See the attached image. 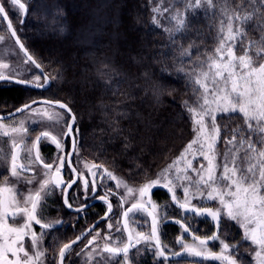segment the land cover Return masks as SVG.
Instances as JSON below:
<instances>
[{"label":"trees","instance_id":"obj_1","mask_svg":"<svg viewBox=\"0 0 264 264\" xmlns=\"http://www.w3.org/2000/svg\"><path fill=\"white\" fill-rule=\"evenodd\" d=\"M22 1L27 6L25 17L10 16L52 82L46 90L21 85L0 89L2 107L37 97L62 100L76 115L79 149L89 153L96 165L135 185L155 177L193 137L188 107H196L202 95L195 83L204 69L200 62L219 46L218 9L188 8L190 0ZM224 1L241 16L240 7L251 2ZM156 8L159 14L153 11ZM171 11L184 15L181 31H175ZM218 120L233 128L243 117L220 114ZM155 191L160 202L168 197L162 188ZM167 224L163 243L169 253L174 232ZM232 228L231 238L224 241L238 245L234 258L254 264L251 244ZM241 251L246 252L243 257ZM163 260L146 255L139 264H177ZM181 262L218 264L194 256Z\"/></svg>","mask_w":264,"mask_h":264},{"label":"snow or ice","instance_id":"obj_2","mask_svg":"<svg viewBox=\"0 0 264 264\" xmlns=\"http://www.w3.org/2000/svg\"><path fill=\"white\" fill-rule=\"evenodd\" d=\"M5 3L14 8L18 7L22 12L26 11V6L21 0H0V20H8V9H6ZM202 4L213 6V0H195V4H192L190 0L187 7L199 8ZM153 11L159 14L160 8ZM164 11H168V9H164ZM224 15L227 22L225 24V21H221L219 46L214 49V53L207 54L206 61L200 62L202 68L206 65L207 70H201L195 80L198 88L203 89V93L198 98L196 107H188V111L193 115L195 137L181 153V157L178 158V160L183 159L185 154L191 152L195 146L196 151L207 162V165L201 164L197 169L193 167L192 161L189 160L187 167L183 170V175L177 169V174L173 176L172 180H169L168 174L176 164V161H174L172 165L162 170L156 180L149 181L139 189L134 190L123 180H119L116 187L123 186L128 193L138 191L140 197H144L163 178L167 181L163 186L173 193L172 200L179 203L175 195L176 185H173V180L177 182L187 180L189 187L183 188L184 203H180V207L186 213L191 212L195 216H210L216 231L211 236L203 238L193 236L191 244L184 242L183 236H181L178 238L177 243L181 244L183 253L188 256L199 257L205 261H216L218 264H238L237 259L232 254L238 252V245H230L220 236L221 223L227 220L235 222L242 229L243 242H248L255 247V264H264V37L258 43L249 41L245 45V31L240 25L247 24L253 18V15L241 16L238 12L229 15L226 9ZM172 19L176 21L175 31H181L185 27L183 14L178 12ZM234 22L238 23H235L234 26ZM154 23H158L155 17ZM7 28L12 36L16 35L10 20ZM0 39H3V37H0ZM17 43H19L18 39ZM20 47L23 49V44H20ZM238 48L241 51L239 55H237ZM187 54L186 51L185 55ZM26 63L35 64L37 68L40 67L30 55ZM2 70H8V74H5V71ZM20 75L19 71L10 69L8 64L0 63V81L41 88L47 85L50 79L45 75L43 82H41L40 76H36L33 80H25L17 78ZM37 103L40 102L32 101L30 104H25L16 109V112L30 111L33 114H39L41 109L33 108V105ZM42 103L52 104V102ZM56 103L59 104L60 108L66 109L71 114V109L66 104ZM230 113L241 114L248 132L259 134L262 139L254 141L250 138L241 137L237 141L236 133L239 132V129L233 130L234 134L231 140L226 141L230 147L223 154V163H220L218 154L215 152V144L220 134V127L216 120L219 114ZM44 115L47 116L48 120H54L57 124L63 119L60 113L48 115L47 112H44ZM3 119V117H0V121ZM75 121V115L71 114V122L65 124L67 130L59 134V137L73 138L74 151L77 144L76 139L73 137ZM24 124V121H20L19 126H12L9 130V126L0 122V136L12 137L13 149L23 148L29 161L28 164L19 163L20 154L18 151H13L10 159V177L16 183L10 184L9 178L6 177L0 184V264H44L46 251L40 247L44 235L43 230L53 228L54 223H42L40 205L43 204L44 199L52 189L60 187L65 194V204L71 208L72 205L68 204L67 192L78 183L82 176V173H79L76 180L68 182L63 181L61 178V170L66 164L71 165L69 157L73 153L58 155L53 163L44 162L39 153L38 144L41 141L50 140L56 145L58 151L63 152V144L57 135H52L49 131L42 132L35 138L32 147H25L24 142L29 139V136L28 128L24 127ZM75 132L78 135L79 129H75ZM16 136L21 138V144L16 143ZM33 149H35V152ZM33 165L42 166V174L45 177H49L53 168H55V174L51 178H46L40 182L39 188L35 192L29 189L28 193L24 194L20 192L18 184L20 181L25 184L33 183L35 176L33 179H26L24 176V173L32 171ZM102 167V165L92 164L89 168L87 163L85 164V168L91 172L93 177H96L98 173L93 172L92 168ZM71 171L77 173L76 168H71ZM188 171L195 172L199 178L193 180L187 175ZM99 175L117 180V177L107 168H103ZM90 185L92 190L95 191L97 187L95 179L91 181L84 179L83 187L86 193ZM179 186L183 187V184H179ZM192 186L195 187L196 192L191 193V196L198 195L203 199L206 191V198L213 201L218 200L220 206L215 210L212 208H198L194 205L190 207L189 188ZM201 189L205 191H201ZM108 195H114V193L109 190L100 199L106 200ZM121 199L123 200V197ZM148 203L152 208V211L148 212V215L151 216V232L147 235L142 232L137 233L138 238L135 239V243H132L133 236L129 233L128 243L124 244L123 247H111L106 243L102 251L113 256L122 254L125 261H127L130 249L136 248L143 242L154 247L158 257L167 258L164 246L158 236V226L161 220L157 212L158 206L150 200ZM140 209L146 210L145 205L133 204L130 209L123 213L125 229H127L126 218L129 212ZM82 210V208L76 209L78 212ZM111 210V204H109V212ZM105 216L107 217L108 213ZM17 220H22L23 223L18 224ZM55 223H59V221ZM177 223L181 222L177 221ZM34 224L39 225L42 229L39 235L33 228ZM112 227L113 225L109 223L108 228L112 229ZM181 227L183 233L190 232L188 225L182 224ZM116 231L119 232L121 229L117 228ZM98 235L99 233H97ZM26 238L28 239V246H26ZM80 239L81 236H78L76 240L64 244L60 248V264H63L68 250ZM95 239L96 237H93V240H89L88 243L92 244ZM105 239L111 238L105 237ZM214 241L219 242L221 246L219 253L213 252L209 248V244ZM93 251H96V249H93ZM181 254V252L173 253L177 256Z\"/></svg>","mask_w":264,"mask_h":264},{"label":"flooded vegetation","instance_id":"obj_3","mask_svg":"<svg viewBox=\"0 0 264 264\" xmlns=\"http://www.w3.org/2000/svg\"><path fill=\"white\" fill-rule=\"evenodd\" d=\"M11 85H18V84H15L12 82H0V89H3L5 87H10ZM29 89H31V88H29ZM31 90H33V89H31ZM37 98H41V97H37ZM34 99H36V98L25 100L24 102H22L18 105H15L12 108H5L4 110H3L2 105L0 103V115L9 113V112L13 111L14 109H16L17 107H19L20 105L27 103V102L34 100ZM39 105L52 106L49 104H37V105H34L33 108L35 106H39ZM53 107H56V106H53ZM56 108H59V107H56ZM59 109H61V108H59ZM61 110H63V109H61ZM63 111L69 116L68 121L62 119L57 124L54 120H48L47 116H45V115H37L36 117L32 116L34 118L33 120L35 122L33 120H31V122L29 121L30 125L28 127H26V128H28V131H31V133L28 135L29 139H27L24 142L25 147H32V144H33V141L35 140V138L38 135H40L42 132H45V131H49V132H51L52 135H57L58 138L61 139V142L63 144V152L58 151L56 145L54 143H52L50 140L39 142V144H38L39 153H40V155L43 158L45 163H53V161L56 160L58 155H67L68 153H71L73 138L72 137H67V138L59 137L60 133L67 130L65 124H66V122L69 123L70 117H71L67 111H65V110H63ZM25 112H27V111H25ZM25 112L14 115L10 118L3 119L0 122H2L4 124L5 122H8L12 119L20 118L23 114H25ZM39 120H43L45 122L48 121V122L45 124V122H40ZM14 126H16V125H14ZM32 127H33V129H32ZM75 129H77L76 122L74 125L73 137L76 139V141H78ZM7 138H9V137H5L3 139L2 145H0V159L2 158V160L0 161V184H2V182L5 180L6 177L9 178L10 184L16 183V181L10 177L11 154L8 153L6 150L7 141H8ZM16 143L21 144L22 141L19 140V141H16ZM8 145L12 146V141H9ZM13 151L19 152V154H20L19 160H18L19 163H24V164L29 163L28 159L25 156L23 148L13 149V150H11V153ZM33 151L35 152V149H33ZM72 153L73 154L69 157V159L71 161V165L69 166L66 164L65 167L61 170V178L65 182H68L70 180H76L77 174L82 173V176L79 179L78 183L75 184L72 187V189H70L67 192L68 204H71L72 207L69 208L65 204V194L62 192L60 187H56V188L52 189L50 191V193L47 195V197L44 199L43 204L40 205V212H41L40 218L42 220V223H54L53 228L43 230L44 235H43L42 241H44V243H46V246L49 247V249H51V251L49 252V256L46 255L48 263L53 262V258L54 259L56 258V257H54L55 254L58 253V250H60V248L64 244H67V243L71 242L72 240L76 239V237L81 236L87 228H89L93 223H95L100 218L104 217L106 213H109V215L106 219L102 220L96 226V228H94L89 233L84 235L82 240L79 243L74 244L68 250V252L65 255V264H67L72 251L77 250L75 252L77 255H80V253H83V255L85 253H89V254L91 253L92 254V252H95V251H93V249H96V251H102V249L104 248V245L106 243L109 244L111 247H123L124 246L123 237L126 239L125 244L128 243V232L131 233L133 236L132 243H135V239H137L138 237L136 236L137 233L135 234V231H133L130 222H131L132 214L138 210H133L132 212H129L128 217L126 218L128 230H126L124 227L125 217H123V213L126 210H128L133 204H144L146 207V210H144V209H140V210L146 212L147 214H148V212L152 211L151 205L148 203V200H146V199H145V201H138V202H134V203L127 205L128 201H126L124 194L120 193L119 192L120 189L118 187H116V185L119 181V178H117V180H112V179L107 178L106 176L101 177L99 175V173H101L103 171V168H92L93 172L98 173V175L96 177H93L91 175V172H89L85 168V164L87 163L89 168H91V165L96 164V163L94 162V160H92L91 155L89 153L83 152L81 149H79L78 142L76 144L75 151H73ZM71 168H76L77 173H73L71 171ZM42 173H43L42 166L37 167L36 165H33L32 171L24 173V176H26L27 179H33V177L35 176V179L33 180L32 184H25L23 181L21 183H19L18 188H19L20 192L23 193L22 189H31L34 191L37 190V186H39L40 182H42L45 179V176ZM54 174H55V168H53L52 172L49 174V178H51V176H53ZM115 177H117V176H115ZM84 179H88L89 181L95 179L96 185H97L96 190L93 191L91 188V185H90L88 188V191L86 193L84 190V187H83ZM157 189H159V188H157ZM109 190L112 193H114V195H108L106 200L100 199V197L105 196L106 192H109ZM157 194H159V193H156V191H155L153 196H155L156 199L153 198V200L158 201ZM122 197H123V200L121 199ZM109 204H111V208H112L111 212H109ZM86 205H88V206L85 208H82L83 209L82 211H79V212L76 211V209H81L82 206H86ZM161 211H166V210L163 209ZM171 211L173 213V216H172L173 218L171 220L164 219L163 215L158 214L161 217V220H160V223L158 226V236H159V240L163 246H164L163 230L166 227V223H171L173 225V226L172 225L171 226L173 227V232H174L173 233V236H174L173 239H175V240L178 239V237L182 231L181 225L182 224L187 225L186 223H184V221L182 222L181 210L172 209ZM56 221H59V223H55ZM177 221H180L181 223H177ZM112 222H114V225H113L111 231L112 230H115V231L113 234L111 233L109 235H106V229L108 228V224L112 223ZM144 222H145V219H143V222L140 223V229L142 227H145V226H142V224H144ZM20 223H23V221H21ZM149 227H150V232H151V216H149ZM33 228H34L35 232L37 233V235H39L42 231V229L40 228L39 225L34 224ZM117 228H120L121 231L117 232L116 231ZM146 230L143 232L144 234H147ZM97 233H99L98 236H97ZM108 233H110V232H108ZM191 236H192V231L190 230L188 237H185V238L190 239ZM93 237H96V239L93 241L92 244H89L88 243L89 240H93ZM105 237H110L111 239L106 240ZM120 237H121V239H120ZM184 242H186V241H184ZM146 248L149 249V248H154V247H152L150 245V246H147ZM172 248H173L172 251H169V253L168 252L166 253V251H165L166 248L164 246V251H165L166 257L168 259L175 260V262H177V264H183V262H181V259L187 258L188 255L183 253V249H182L181 244L180 243H174V245H172ZM133 251H134V248L130 249L127 262L131 261V257H133L132 260L134 259L135 254ZM175 252H181L182 254L179 256L173 255V253H175ZM105 253H106V255H109L111 257V259L108 261L104 260L108 264H113L114 261L119 262V261L125 259L122 254L120 256H113L110 253H107V252H105ZM153 257H155L156 259L161 261V263H163V261H164L163 260L164 257H158L156 255V249H155ZM99 259L100 258H98L97 260H99ZM75 260H76L75 261L76 263L78 261L82 262L81 258H78V257H76ZM44 261H45V257H44ZM90 261H91V259H86L85 257H83V263L90 262ZM57 264H59V253H58V257H57Z\"/></svg>","mask_w":264,"mask_h":264},{"label":"rangeland","instance_id":"obj_4","mask_svg":"<svg viewBox=\"0 0 264 264\" xmlns=\"http://www.w3.org/2000/svg\"><path fill=\"white\" fill-rule=\"evenodd\" d=\"M192 3L195 4V0H192ZM6 4L8 6L7 9L9 11V14L12 17H14L15 20L20 19L22 16H23V18L25 17L26 13L19 10L18 7L14 8V7H11L10 4H8V3H6ZM262 5H264V0H251V2L248 4V7L247 6L246 7H240V8H243L242 13L244 12V14L242 16L247 15V14L253 15V18L247 24L240 25L245 31V37H244V44L245 45H247L249 41H255L258 43L261 40V38L264 37V7H262ZM201 7H203L204 9H206L208 11H211L213 9H216V10L218 9L217 11L220 14L221 21L222 20L225 21V24L227 21H226L225 15H224V10L226 9L229 15L233 14V9H231L225 3L224 0H213V6H208L207 4H202ZM176 12L171 11L169 13V16L173 17ZM235 23H238V22H234V26H235ZM220 26H221V24H220ZM0 37H3V39H0V63L8 64L10 69H15V70L19 71L21 73L19 78L27 79V80H33L36 76H40L41 82H43L44 77L39 73L38 69L32 63H26L27 57L23 54V52L19 49V47L16 45V43L12 39V37H11L10 33L8 32V29L5 26L3 20H0ZM219 38H221L220 32H219ZM237 51H240L239 48L237 49ZM203 68H204L203 69L204 71L207 70L206 65L203 66ZM2 71H5V74H8V70H2ZM202 93H203V89H202ZM2 108H3V110L5 109V107H2ZM34 108L41 109V112L39 114H33L30 111H27L20 118L12 119L8 122H5L4 124L9 126V130H10V127H12L14 125L19 126V122L24 121L25 122L24 127H28L30 125L29 121L31 122V120L34 119L32 116L36 117L37 115H44V112H47V114H49V115H51V114L53 115L55 113H60L61 116L63 117V120H67V121L69 120V116L63 110H61L59 108H56L53 106H46V105H39V106H35ZM219 115L217 116L216 123L220 127V134H219V139L217 140V142L215 144V152L218 154L220 163H223V154L226 151H228V149L230 147V145H228L226 143V141L231 140V138L234 134L233 130L239 129V132L236 133L237 141H239V139L241 137H244L245 139L250 138L254 141H260L262 139V137L259 134H253V133L248 132L246 125H245V122H244V119L241 122H239V125L232 128L229 124L223 125V123H221L218 120ZM191 117L193 120L192 113H191ZM39 121L45 122L43 120H39ZM47 122L48 121H46L45 124ZM193 127H194V124H193ZM32 129H33V127H32ZM30 133H31V131H28V135ZM194 137H195V132L193 130V137L190 139V141H192L194 139ZM4 138L5 137L0 136V145H2ZM12 139H13L12 137L7 138L8 141H7L6 150L10 154H11V150H13V147L9 146L8 142L12 141ZM15 139H16V141L21 140V138L19 136H16ZM189 142L183 147L181 152L177 156H175L171 161L166 163L159 170L158 174L155 177H153L152 179H149L140 185L132 184L126 180H123L122 178L121 179L119 178V180H123L129 187L136 190V189H139L140 187L144 186L145 184H147L149 181L156 180L158 175L162 172V170L167 168L169 165H172L174 161H176V164L173 167L172 171L168 174L169 180H172L173 176L177 174V171H176L177 169H179L180 174L183 175V170L187 167V162L189 160L192 161L194 168L199 169L201 164H204L206 166L207 162L203 159L202 156L199 155V153L196 151L195 146L191 152L185 154V157L183 159L178 160V158L181 157V153L184 152V150H185L186 146L189 144ZM257 146L259 147L260 145L258 144ZM206 150L207 149L205 148V151ZM1 160H2V158L0 159V161ZM217 171H219V170H217ZM187 175L190 176L193 180H196L199 178L196 175V173L192 172V171H188ZM25 178L27 179L26 176H25ZM46 178H49V177H45V179ZM21 182L22 181H20L19 183H21ZM166 182L167 181H165L163 178H161L160 183L153 186L150 189V191L144 197H140L138 191H134L133 193H128L127 190L123 186L119 187V189H120L119 192L124 194L126 201H128L127 205L134 203V202H138V201H145V199L148 201L151 200L152 203H154L158 206V209H157L158 214L163 215L164 219H167V220H171L173 218L172 217L173 213L171 211L172 209L181 210L182 222L184 221V223H186L190 227V230L192 231V236L190 239H187L185 237H188L189 233L185 234L181 231L178 238L183 236V240L189 244H191L193 242V240H192L193 236H199L201 238L206 237V236H211L213 234V232L216 231V228H215V225H214L210 216H195L191 212L186 213L180 207V203H184V190H183V188L189 187L188 181L187 180H181L180 182H177V181L173 180V185H176L175 186V195H176L179 203L172 200L173 193L170 192L167 188H165L163 186L164 183H166ZM179 184H183V187L179 186ZM170 186H172V185H170ZM38 188H39V186H37V189ZM157 188H162L168 193V197L164 200V202L153 200V198L156 199V197L153 196V194ZM22 191H23V193L27 194L29 189H22ZM32 191L35 192L34 190H32ZM201 191H205V190L201 189ZM189 192H190V205H189L190 207L192 205H194L198 208H212L215 210L217 207L220 206L218 200L213 201V200H209L206 198V191H205V198H203V199L200 198L198 195L197 196H191V193L196 192V189L194 186L189 188ZM163 209H165L166 211H161ZM143 219H145V222H144V224H142V226H145V227L141 226L142 228L140 229V223L143 222ZM21 221L22 220H17V223L19 224ZM111 224L114 225V222H112ZM130 224H131L133 231H135V234L140 233V232L143 233L146 229H147L146 233L147 234L150 233L149 215L144 211L138 210V211L134 212L132 214ZM167 225L169 226L170 223H168ZM232 225L234 226L235 229H239L243 234L242 229H240L239 226L235 222L225 220V221H222V223H221V232H220L221 239L227 240L228 238H231L232 230H233ZM114 231L115 230L111 231V229L107 228L106 229V235H109L111 233L113 234ZM108 232H110V233H108ZM120 239H121V237H120ZM177 240L178 239H176V240L173 239L174 242L171 241V244L173 243V245H174V243H177ZM123 242H124V244L126 242V239L124 237H123ZM26 246H28V239L27 238H26ZM147 246H150V245L142 242L140 245H138L136 248H134L133 252L135 255H134L133 260H132L133 257H131V261L127 262V261H125V259H123L119 262L114 261L113 264H135V263L139 264V262L141 261V259L145 255H147V254L148 255H154L155 248H149L148 249V248H146ZM40 247L42 250L46 251V255L49 256V252L51 251V249H49V247L46 246V243H44V241H41ZM209 248L213 252L219 253L221 246H220L219 242L214 241V242H211L209 244ZM255 250H256L255 247L253 245H251L250 249H249V255L251 256V260L253 261L254 264H255V259H254ZM76 251L71 252L67 264H108L104 260L108 261L111 259V257L109 255H106V253L104 251H95V252H92V254L91 253L90 254L85 253L84 255H83V253H80V255H77L75 253ZM241 252H242V254H240L241 255L240 257H243L246 254V252H244V251H241ZM58 253H59V250H58ZM58 253L55 254L54 257H56V258L55 259L53 258L52 263H48V260L45 256L44 264H57ZM76 257L81 258L82 262L78 261L76 263L75 262ZM83 257H85L86 259H91V261L83 263ZM98 258H100V259L97 260ZM238 264H242V263H240V261L238 260Z\"/></svg>","mask_w":264,"mask_h":264},{"label":"water","instance_id":"obj_5","mask_svg":"<svg viewBox=\"0 0 264 264\" xmlns=\"http://www.w3.org/2000/svg\"><path fill=\"white\" fill-rule=\"evenodd\" d=\"M22 2V1H21ZM23 3V2H22ZM25 4V3H24ZM25 6H26V4H25ZM11 21V24H12V27H13V29H15V32H16V35L15 36H12L11 34V37L13 38V40H14V42L16 43V45L19 47V49L23 52V54L28 58V56L30 55L35 61H36V63L37 64H39L40 65V63L32 56V54L30 53V51L28 50V48L26 47V45H25V43L23 42V40H22V38L20 37V35H19V33H18V31H17V29H16V27H15V25H14V23H13V21H12V19H11V17H10V15H9V13H8V20H4V22H5V24H6V26H7V24H8V21ZM8 29V28H7ZM8 31H9V33H10V30L8 29ZM17 39L19 40V43H17ZM20 44H23V49L20 47ZM26 50V51H25ZM34 66H35V64H33ZM36 67V66H35ZM37 68V67H36ZM39 71H40V73L42 74V76L44 77L45 75L46 76H48L47 75V73L45 72V70L43 69V67L40 65V67L39 68H37ZM49 77V76H48ZM17 78H19V77H17ZM50 78V77H49ZM26 80V79H25ZM0 82H6V81H0ZM51 78L49 79V83L47 84V85H45L44 87H41V88H37V87H33V86H30V85H23V84H19V83H15V84H18V85H21V86H25V87H28V88H31V89H33V90H46V89H48L49 87H50V85H51ZM12 83H14V82H12ZM32 101H37V102H40V103H37V104H46V103H42V102H52V106H56V107H59V104H57L56 102H59V103H61V104H66L67 106H68V108H70L71 109V114H74L75 115V113L73 112V110H72V108L66 103V102H64V101H62V100H55V99H51V98H46V97H41V98H36V99H34V100H31V101H29V102H27V103H24V104H22V105H20L19 107H17L16 109H18V108H21L23 105H25V104H30ZM37 104H34V105H37ZM33 105V106H34ZM60 108V107H59ZM16 109H14L13 111H11V112H9V113H6V114H1L0 115V117H3L4 119H6V118H10V117H12V116H14V115H17V114H20V113H22V112H16ZM62 109V108H61ZM63 110H65V111H67L66 109H63ZM71 114H70V116H71ZM75 117H76V115H75ZM71 122V117H70V121H69V123ZM76 122V121H75ZM74 130V129H73ZM74 151V149H73V144H72V150H71V153ZM88 205H86V206H82L81 208H85V207H87ZM132 207V206H131ZM130 207V208H131ZM129 208V209H130ZM108 215H109V213H108ZM108 217V216H107ZM106 216H104V217H102V218H100L99 220H97L95 223H93L89 228H87L85 231H84V233H83V235H81V239L80 240H78V241H76V243L75 244H77V243H79L81 240H82V238H83V236L84 235H86L87 233H89L90 232V230H93L94 228H96V226L102 221V220H104V219H106L107 218ZM126 230H128V228L126 229ZM128 234H129V232H128ZM74 240H76V239H74ZM74 240H72V241H74ZM70 243V242H69ZM74 245V244H73ZM72 245V246H73ZM59 264H60V257H59ZM63 264H65V258H64V260H63Z\"/></svg>","mask_w":264,"mask_h":264}]
</instances>
